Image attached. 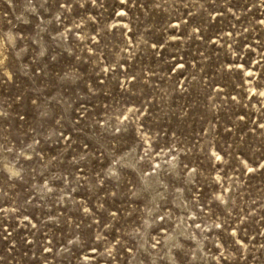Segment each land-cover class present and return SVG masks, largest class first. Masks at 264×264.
Here are the masks:
<instances>
[{"label":"rangeland","instance_id":"374dc122","mask_svg":"<svg viewBox=\"0 0 264 264\" xmlns=\"http://www.w3.org/2000/svg\"><path fill=\"white\" fill-rule=\"evenodd\" d=\"M0 264H264V0H0Z\"/></svg>","mask_w":264,"mask_h":264}]
</instances>
